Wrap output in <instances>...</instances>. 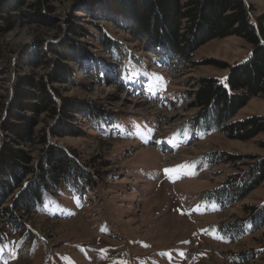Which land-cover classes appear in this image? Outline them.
I'll return each mask as SVG.
<instances>
[{
    "label": "rangeland",
    "instance_id": "rangeland-1",
    "mask_svg": "<svg viewBox=\"0 0 264 264\" xmlns=\"http://www.w3.org/2000/svg\"><path fill=\"white\" fill-rule=\"evenodd\" d=\"M37 1L26 0L10 16L12 29L0 33V104L14 81L31 72L17 65L24 51L56 45L79 27L90 36L77 39L96 59L77 67L76 85L59 89L64 98L100 107L106 117L91 126L77 116L74 131L84 136L50 138L76 159L84 176L49 195L34 216L13 224L0 245V264H264V222L248 221L249 213L264 206V183L231 207L223 196L220 201L211 196L228 178L264 160V133L240 142L194 129L200 110L192 106L201 79L227 84L229 71L216 63L245 62L251 46L229 37L201 47L191 62L169 61L120 30V19L90 11L89 0L43 1L52 8L44 24L30 17ZM244 2L253 22L264 15V0ZM103 33L119 44L120 60L100 46ZM46 56L57 59L50 51ZM102 61L104 74L97 67ZM255 116L264 117L262 98L252 99L233 121ZM5 117L0 107V148L6 142ZM44 119L38 131L51 125ZM19 148L34 158L44 149L40 144ZM239 224L244 236L227 233V226ZM237 254L244 263L235 262Z\"/></svg>",
    "mask_w": 264,
    "mask_h": 264
},
{
    "label": "trees",
    "instance_id": "trees-1",
    "mask_svg": "<svg viewBox=\"0 0 264 264\" xmlns=\"http://www.w3.org/2000/svg\"><path fill=\"white\" fill-rule=\"evenodd\" d=\"M43 1L38 0L30 6L35 10L30 17L34 16L41 24L48 16L46 13L52 11ZM89 1L90 11L120 19V30L134 40L146 43L151 52L165 60L191 62L201 47L214 40L229 37L245 40L251 46L249 60L232 66L216 63L218 68L229 71L227 84L214 77L199 81L192 106L200 110V118L194 123V129L218 132L227 139L240 142L251 141L264 133V117L233 121L252 99H264V15L253 22L244 0ZM25 2L0 0V33L12 29L10 16L20 12ZM70 34L73 36L65 37L56 45L40 47V51H24L17 65L22 69L30 68L31 72L14 81L5 105L0 104L6 116L2 122L6 142L0 148V218L3 220L0 221V245L9 239V229L13 231V224L20 218L34 216L45 207L44 200L49 195H57L73 178L84 176L76 159L67 150L51 144L50 138L84 136L74 131L77 116L85 118L91 126L106 117L93 103L78 102L61 95V86L77 84V67L85 62L94 63L96 59L77 39L89 37L86 30L72 27ZM106 35L103 33L99 37L100 46L108 57L120 60L123 51ZM47 51L55 53L57 59L48 60ZM97 67L101 74L107 70L104 61ZM40 68L45 70L43 75L36 73ZM41 116L45 117V122L50 120L51 125L46 123L38 131ZM35 144L44 147L37 158L19 148ZM30 175L32 177L28 178ZM89 175L85 173L86 178ZM263 183L264 160H260L241 175L228 178L211 196L217 201L223 196L226 206L231 207ZM248 215V221L261 224L264 222V206L260 211L255 208V212ZM242 228L241 224L227 226L226 231L229 234L231 230L237 233L236 237H242ZM257 228L252 227L249 233ZM235 258L237 263L245 261L242 254L235 255Z\"/></svg>",
    "mask_w": 264,
    "mask_h": 264
},
{
    "label": "snow or ice",
    "instance_id": "snow-or-ice-1",
    "mask_svg": "<svg viewBox=\"0 0 264 264\" xmlns=\"http://www.w3.org/2000/svg\"><path fill=\"white\" fill-rule=\"evenodd\" d=\"M158 79L161 80V81L163 80L162 77L161 78H158ZM184 167H190V166H184ZM179 171H181V169H166L165 170V172L168 173V174L176 173V172H179ZM213 210H215V209H213ZM216 238L223 240V237H220V236H217ZM167 255L170 256V254H167ZM180 255H183V253H180Z\"/></svg>",
    "mask_w": 264,
    "mask_h": 264
},
{
    "label": "bare ground",
    "instance_id": "bare-ground-1",
    "mask_svg": "<svg viewBox=\"0 0 264 264\" xmlns=\"http://www.w3.org/2000/svg\"><path fill=\"white\" fill-rule=\"evenodd\" d=\"M126 22V21H125Z\"/></svg>",
    "mask_w": 264,
    "mask_h": 264
}]
</instances>
